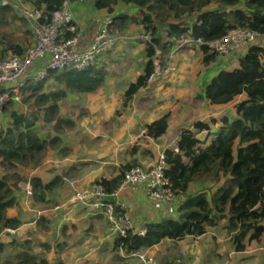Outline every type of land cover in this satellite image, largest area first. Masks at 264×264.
<instances>
[{
  "label": "trees",
  "instance_id": "16d2710c",
  "mask_svg": "<svg viewBox=\"0 0 264 264\" xmlns=\"http://www.w3.org/2000/svg\"><path fill=\"white\" fill-rule=\"evenodd\" d=\"M26 1L33 10L43 12L41 23H48L51 13L61 6V0ZM82 1L89 2L95 10H104L109 16L119 6H133L138 12L135 16L124 14L117 18L120 20V31L133 22L142 26L150 33L152 45L160 50V56L162 51L176 46L183 38L206 42L219 39L233 28L263 35L243 53L237 68L219 72L198 95L201 101L211 106L233 104L231 113L195 121L189 127L181 128L175 149L164 151V177L175 198L185 197L178 207V218L147 225L143 237L132 233L125 237H113L115 249L123 248L127 255L158 245L163 240L198 238L207 234L209 229L220 226L235 252H243L249 242H260L264 237V0ZM12 12V9L1 8L0 21ZM12 19L16 16L13 15ZM68 37L70 35L65 34V38ZM145 45L147 61L143 73L126 89L125 103L147 86L146 78L153 71L155 51L152 45ZM197 48L203 65H211L216 60V54L205 46ZM24 50L25 47L17 42L0 39V61L7 54L21 55ZM50 76L67 90L78 93H91L103 82V72L96 70L94 65L82 72L51 71L47 78ZM44 83V80L28 81L22 93L23 102L28 103L36 97V105L42 106V112H51V115L45 116L44 122H55V130L58 131L62 124L69 123L56 117L54 104H47L56 103L65 93L40 94ZM9 117L5 131L0 133V166L9 169L18 164L24 166L30 161L37 164L40 161L38 155L47 146L46 140L32 131L38 121L37 115L30 120L13 111ZM167 119L168 114H165L147 125V136L157 139L164 135L168 127ZM58 139L57 136L50 138L48 145L52 146ZM133 166L123 165L115 178H102L95 183L102 185L107 194L114 193L126 171ZM16 174L12 176L17 182L19 177ZM12 176H0V233L3 228L16 229L20 224L16 219L7 217V211L16 205L15 184L8 183ZM58 182L57 177L45 184L39 178H32L29 184L33 201L46 203L47 195L58 186ZM192 185L198 188L188 195ZM28 246L26 244L23 248L16 264H48L30 255Z\"/></svg>",
  "mask_w": 264,
  "mask_h": 264
},
{
  "label": "crops",
  "instance_id": "0c3cea01",
  "mask_svg": "<svg viewBox=\"0 0 264 264\" xmlns=\"http://www.w3.org/2000/svg\"><path fill=\"white\" fill-rule=\"evenodd\" d=\"M70 9L77 25V30H79L81 46L83 47L88 44L97 30L96 23L94 22L93 24L95 18H111L114 21L111 33L117 38L115 47L105 56L99 58L94 64V68L100 71H108L114 69L113 63L122 65L121 75L118 77L114 74L112 79L114 83L115 81H117L116 83H120L118 86L121 85L122 98L120 101L113 98L115 93L114 87L117 86L109 87L108 83L106 86H100L96 89L94 94L95 99L93 100L92 94L79 93L83 95L87 94L86 96L90 97L89 99L92 101L90 111H95L96 114L94 116L97 118V121H95L97 125L94 119L89 125L91 130L85 125L75 132L77 136H73L69 140L77 143L72 148L76 153H78L79 149L83 150L79 157L76 154L74 155L75 158H78L77 160L68 158V155H64L65 152L61 155L62 150L60 153L58 151V153L48 159L47 163L44 162L41 168L33 169L26 176L27 182L22 184L24 187H20L17 192L15 191L16 205L12 208L13 214L11 213L12 209L7 211V217L16 219L20 224L16 229L6 227L16 231L13 236L3 235L0 237V264H16L17 257L24 251L23 248L26 244L29 245L30 255L35 256L38 260H45L48 264H140L137 260L124 258L115 249L114 238L109 235L107 223L102 216L89 215L87 210L69 202L70 198L76 192L89 190L95 181L99 179L111 180L115 178L119 174L120 167L123 165L132 164L134 166L141 165L143 168H152L157 163L160 154H164V151L167 149H175L181 128L189 127L195 121H204L210 117L219 118L226 115L224 113L225 108H231V111L233 108V104L214 106L213 108L206 101H203L200 109L194 107L188 108L183 103L181 105L173 103L174 106L172 107L170 105L161 106L159 102L163 98H159V100L151 99L149 105L147 99L142 97L143 94L149 92L152 88L162 85L160 82L165 81L167 78L158 80L140 89L133 95L131 100L125 103L124 94L126 89L143 73L147 61V46L137 40V37L144 31L142 26L133 22L129 23L127 29L120 31L118 26L120 20L117 18L124 14L135 16L138 12L133 6H119L115 9L114 14L109 16L104 10H95L87 1L73 2ZM23 24L26 26V21ZM16 30L21 33L19 28H16ZM25 31L27 32V28ZM30 43L31 41L28 39L25 41L24 47ZM186 49H194L200 65L197 72L192 74L187 73L189 76L182 78V82H186L188 87H190L189 90L192 89L190 93L188 92L189 96H191L190 94L194 96L201 94L204 86L219 72L231 71L237 68L239 59L243 56V52L232 53L227 56H216V60L211 65L205 66L202 64V55L196 46L189 45L176 49V46L173 45L171 48L169 47L165 51H162L159 58L166 64V61L172 56L171 62L173 64L175 62L176 64L178 62L176 59L179 60V57L180 59H184L182 51ZM157 51L159 54L161 53L158 48ZM124 52H126V56H124ZM124 57H127V61ZM117 70H120V67ZM117 70L115 68L113 71ZM216 70H218L217 73H215ZM208 75L209 79H207ZM50 77L54 79L53 76ZM47 79L44 81L46 82ZM180 86L181 83L177 85V89ZM64 89L67 90L65 87ZM61 92L65 93L64 91ZM100 95H103V99L98 98ZM104 95H108V97L111 95L107 102L104 101L106 99ZM185 96L188 97L187 95ZM138 99H142L145 109L139 108L135 110L134 104ZM112 104L115 106L113 107ZM178 107L181 111L179 112L180 114L176 115ZM9 108V111L5 115L0 116V120L5 127L10 122L9 116L15 111L16 106L11 105ZM203 108H207L209 111L192 115L193 112H197ZM211 108L213 109L211 110ZM119 109L123 110L124 114L118 112L120 116L116 115L115 112ZM126 111L130 112L129 116L125 114ZM133 111L137 112L133 113ZM222 111V114H218ZM99 112L104 113V118L103 115H99ZM165 114H168V127L165 134L157 139L147 136L146 126ZM59 117L61 120L65 119L63 121L69 124L72 122L64 110L60 111ZM64 117L69 119L66 120ZM72 123L74 124V122ZM87 133L90 134L88 135ZM87 140L92 143L100 141L99 143L102 144L87 148L83 145ZM94 161L100 163L97 164L99 166L92 164L94 169H89L88 172H85L87 170L85 164L88 165L87 162L94 163ZM50 163L52 165L47 166ZM35 177L39 178L43 184L52 181L56 177L59 178L58 186L47 195L46 203H35L32 199L29 181ZM197 188V185H192L188 195L192 194ZM29 189L30 194H28ZM19 195H21L20 198H18ZM184 200V196H179L174 198L172 202L159 204L151 201L141 186L138 188L126 187L117 192L114 197V201L124 207L125 213L132 220L136 230L146 228L151 223H158L167 219H177L178 207ZM209 235L210 233L207 232V234L201 237H187L182 241L163 240L160 244L150 248H143L138 253L159 259L161 258L159 256L161 250L170 247L171 244H182L185 241L190 247V244L200 241L204 237L208 236L209 239ZM225 235L227 236L226 232ZM227 240L229 241L228 236ZM8 243H11L10 246L12 247H9L8 250L11 251V255L13 256L12 259L9 258L10 261H5L2 258L5 249L8 248ZM215 243L212 245L217 246L218 242ZM254 243L256 242L247 243L245 249ZM194 248H192L193 253L195 251ZM245 249L243 252L238 253L233 248H230V251L225 252L222 256L214 255V252L211 250L210 254L214 255L213 259L205 264H224L222 262H225L226 258H228V261L235 262V260H238L239 262L243 259L242 256L245 255ZM221 257H223V260ZM167 260H171V258H166L162 261ZM190 261L192 260L188 257L185 264H188ZM191 264L197 263L192 261Z\"/></svg>",
  "mask_w": 264,
  "mask_h": 264
},
{
  "label": "built area",
  "instance_id": "2783aa9c",
  "mask_svg": "<svg viewBox=\"0 0 264 264\" xmlns=\"http://www.w3.org/2000/svg\"><path fill=\"white\" fill-rule=\"evenodd\" d=\"M73 1L75 0H61L59 9L51 13L50 21L41 23L40 21L44 19L43 12L30 8L26 0H0V9L9 8L18 13L29 24L33 33V43L24 50L23 54L10 55L0 61V114L9 102L19 101L28 81H43L51 71L82 72L115 47L117 38L111 33L114 24L111 18H95L97 25L95 34L85 47L81 46L79 30L70 9ZM65 34H69L70 37L65 38ZM262 37L263 35L256 31L233 28L219 39L211 41L184 38L177 43L176 49L189 45L199 48L205 46L216 56H227L236 52H246ZM137 40L152 45L149 32L143 31ZM152 46L155 51L152 57L153 71L146 78L147 85L168 78L175 72V66L171 62L172 56L165 64L160 60L157 48ZM164 160L162 153L152 168L131 167L124 174L114 193L107 194L102 185L94 183L89 190L73 194L69 202L87 210L89 215L102 216L112 237H125L128 233L143 237L146 228L136 230L124 207L115 202L114 197L126 187L141 186L151 201L159 204L172 202L175 196L168 180L164 177ZM15 232L11 228H3L0 237L13 236ZM118 252L124 258L137 260L140 264H161L138 252L127 255L123 248H119Z\"/></svg>",
  "mask_w": 264,
  "mask_h": 264
},
{
  "label": "rangeland",
  "instance_id": "374dc122",
  "mask_svg": "<svg viewBox=\"0 0 264 264\" xmlns=\"http://www.w3.org/2000/svg\"><path fill=\"white\" fill-rule=\"evenodd\" d=\"M127 11V9H125ZM16 16V19H12V16ZM98 18V17H97ZM16 20V21H15ZM96 19L93 20V24L95 22ZM24 19L20 17V15L18 13L15 12V14L12 13H8L6 15V18L4 21H0V39H2V41H6V40H11V41H15V42H19L21 43L22 46H25V41H27L28 39L31 41V43H33V33L31 28L29 27V24H27L26 26L23 24L24 23ZM27 23V22H26ZM16 28H19L21 30V33L18 32L16 30ZM27 28V32L25 31ZM29 30V31H28ZM19 33V34H18ZM29 45V44H28ZM27 46V45H26ZM28 47V46H27ZM25 47V49L27 48ZM112 51V49L110 50ZM109 51V52H110ZM108 53V52H107ZM106 53V54H107ZM183 55H184V59H180L179 60L176 59V64L174 62V66H175V72L173 73V75L170 77H168L165 81L160 82L162 85L157 86L155 88H152L149 92L143 94L142 97H144V99H147V103L150 105V101L151 99H157L159 100V98H163L159 104L161 106H165V105H170L171 107L174 106V104L177 105H181L182 103L185 104L184 106H187L188 108L190 107H194V108H201L203 101H201L198 97V95L194 96L193 94H190L191 96L188 95V92L190 93L192 91V89L189 90L190 87H188V84L186 82H182V78L184 76L188 77L189 74L187 73H195L199 70L200 65H199V59L196 56V54L194 53V49H186L184 51H182ZM105 54V55H106ZM124 56H126V52L123 53ZM234 54H237L234 53ZM104 55V56H105ZM10 56V54H7V56L4 59H7ZM125 60L127 61V57H124ZM2 59V60H4ZM113 67L114 69L111 70H104L103 72V82L101 84V87H104L107 85V83L109 84V87L111 86H117L114 87V96L113 98L120 101V99L122 98L121 95V85L118 86L120 83H116L117 81H112L113 79V75L116 74V76H120L121 75V64H117V63H113ZM120 70H117L119 69ZM117 71H113V70ZM218 70L215 71V73H217ZM196 76V75H195ZM209 79V75L207 76ZM112 82V83H111ZM111 83V84H110ZM181 83L180 88L177 89V85ZM119 90V91H118ZM61 91L65 92L64 96H60L57 100L56 103L52 102V103H48L47 106H49L50 104H54L56 106V117L61 119L59 117L60 111L64 110L66 112V114L68 115V117L72 120V122H74V124L71 122V124L66 125V124H62L60 128L58 129H62L61 132L60 130L56 131L55 130V122L52 123H45L44 122V118L45 116L51 115V112L46 110L44 112H42V106L38 107L36 105V97H33L28 103L23 102V95H21L19 101H11L9 102L2 110L1 115H5V113H7L9 111V107L12 105H15V112L17 113H21L23 116H26L27 118H29L30 120H32L33 115H37L38 121L35 122V125L33 127V132L34 134L38 135L42 140H46L47 146H45L44 150L42 151V153L40 155H38L39 157V162L37 164H35L34 162L30 161L28 164L20 165L18 164L17 167L15 168H9V169H3L0 166V176H2L3 174H7L8 177H11L14 173H17L16 175L19 177L17 182L15 179L12 178L9 179L8 183L15 184L14 185V189L17 192V190L21 188H23L24 186L22 184L26 183V176L29 175V173H31V171L33 169L36 168H41L42 164L44 162L47 163V161H49L48 159L53 157L52 155L61 152L62 150V154L63 152L64 155H68V158H74V159H78L75 158V154L79 157L80 154H82L81 149L78 150V153H76L74 151V148L76 146L77 143L75 142H71L69 141L71 138H73V136H77L75 134V132H77V130L79 128H83V126L86 125V127L89 128V125L91 123V121L94 122L97 121L96 116H94L96 113L95 111L91 110L90 111V106H92L90 101V97H87L86 95L83 94H79L73 91H69V90H65L63 85L57 84L54 79L52 77L48 78L45 82V84H43V87L41 89V93L40 94H50V93H58V95L60 94ZM96 91V90H95ZM95 91L90 93L93 96L92 100L95 99L94 94ZM165 93V94H164ZM89 95V94H88ZM162 95V96H161ZM185 95H187L188 97H186ZM85 96V97H84ZM111 96V95H110ZM109 96V97H110ZM161 96V97H160ZM97 97V96H96ZM106 97V99L104 101L107 102V100L109 99L108 95H104V98ZM103 99V95H100V97ZM122 102V100H121ZM174 103V104H173ZM144 102H142V99H138L137 101H135V110L139 109V108H144ZM45 106V107H47ZM112 106L114 107L115 105L112 104ZM213 107L214 106H210ZM211 108V110L213 109ZM110 110V109H108ZM105 111V109H104ZM103 111V112H104ZM180 108L178 107L177 109V114H180ZM209 111L207 108H203L202 110H199L197 112H193L192 115H196V114H201V113H205ZM100 113L99 115H103L104 118V113ZM118 112L124 114L123 110H118L115 112L116 115H118ZM137 111H133V113H136ZM222 112H219L218 114H222ZM225 114H230L231 113V108H225L224 111ZM125 114H127V116L130 115V112L126 111ZM182 115V114H181ZM120 116V114L118 115ZM220 116V115H218ZM67 119V117H64ZM65 120V119H63ZM94 124V123H93ZM95 124L97 125V122H95ZM6 127L4 126V124L1 122L0 120V133L5 131ZM57 129V128H56ZM89 130H91V128H89ZM64 131V133H63ZM58 132V133H57ZM88 135L90 133H87ZM59 137V141L55 142L52 144V146L48 145L50 138H54V137ZM61 138V139H60ZM71 142V143H69ZM95 142L92 143L91 141H86L83 145L86 146L87 148L102 144ZM98 147V146H97ZM67 158V159H68ZM55 161V160H53ZM88 165L85 164L86 169L85 172H88L89 169H94V166H92V164H96V166H99L97 164L96 161H94V163L92 162H87ZM91 164V165H90ZM52 165L51 163L47 166ZM135 166H141V165H135ZM134 167V166H133ZM143 167V166H141ZM16 182V183H15ZM21 195H19L18 198H20ZM26 208V207H25ZM27 209V208H26ZM11 213L13 214V209L11 210ZM42 230V228H40ZM208 232L210 233L209 235V239L208 236L202 238L200 241H197L195 243L187 244L185 241L182 242V244H171L170 247L167 248H163L161 250V252L159 253V256L161 258H155L153 256H151V258H153L154 260H156V262H159L161 264H166V263H172V264H185L186 261L188 260V257L190 260L195 261L197 264H205V263H209V261H211L213 259L214 255H218V256H222L225 254V252H229L230 251V244L229 241L227 240V236L225 235V231L222 227L220 228H215V229H209ZM215 242H218L217 246H213L212 244H214ZM216 244V243H215ZM11 243H8V248L5 249V253H3V258L2 260L5 261H10L9 258L12 259L11 255V251H9V247ZM183 245V246H181ZM195 247V248H194ZM213 247V248H211ZM192 248L195 249L194 253L192 252ZM214 252V255L210 254V251ZM245 255H243V259H241L239 262L238 260H235V262L233 261H228L226 258L225 262H222L224 264H264V237L261 239L260 242L254 243V244H250L249 247H247L245 249L244 252ZM45 256V255H43ZM150 257V256H148ZM171 258V260H167V261H162L165 259ZM221 259L223 260V257H221ZM218 260H220V258H218ZM1 261V260H0ZM192 261H190L188 264H191Z\"/></svg>",
  "mask_w": 264,
  "mask_h": 264
}]
</instances>
